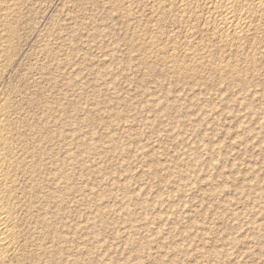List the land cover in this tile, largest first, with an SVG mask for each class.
<instances>
[{
    "label": "rangeland",
    "instance_id": "374dc122",
    "mask_svg": "<svg viewBox=\"0 0 264 264\" xmlns=\"http://www.w3.org/2000/svg\"><path fill=\"white\" fill-rule=\"evenodd\" d=\"M225 1L21 6L0 108L74 134L77 264H264V17Z\"/></svg>",
    "mask_w": 264,
    "mask_h": 264
},
{
    "label": "bare ground",
    "instance_id": "6f19581e",
    "mask_svg": "<svg viewBox=\"0 0 264 264\" xmlns=\"http://www.w3.org/2000/svg\"><path fill=\"white\" fill-rule=\"evenodd\" d=\"M30 1L0 0V58H5L17 38L20 8ZM222 8L217 15L229 27L227 39L241 40L249 33L248 21L264 17V0H233ZM6 101L0 108V264H77L73 221L78 200L76 153L70 149L61 155L73 145L74 134L69 138L45 122L47 118L56 120V115L43 103L42 112L24 120L14 118L11 103ZM67 139H71L68 145Z\"/></svg>",
    "mask_w": 264,
    "mask_h": 264
}]
</instances>
